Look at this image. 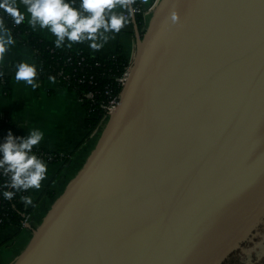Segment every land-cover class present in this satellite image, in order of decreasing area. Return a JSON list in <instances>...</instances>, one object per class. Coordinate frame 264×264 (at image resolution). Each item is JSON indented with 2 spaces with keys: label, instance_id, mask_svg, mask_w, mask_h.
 Segmentation results:
<instances>
[{
  "label": "water",
  "instance_id": "95a60500",
  "mask_svg": "<svg viewBox=\"0 0 264 264\" xmlns=\"http://www.w3.org/2000/svg\"><path fill=\"white\" fill-rule=\"evenodd\" d=\"M132 20L119 104L12 264H220L264 218V0Z\"/></svg>",
  "mask_w": 264,
  "mask_h": 264
},
{
  "label": "crops",
  "instance_id": "0c3cea01",
  "mask_svg": "<svg viewBox=\"0 0 264 264\" xmlns=\"http://www.w3.org/2000/svg\"><path fill=\"white\" fill-rule=\"evenodd\" d=\"M156 2L157 0H142L143 6L147 9L152 8ZM17 4L19 9L26 13V6L22 0H17ZM76 4H79V0H76ZM117 11L121 10L117 9ZM150 15L149 12L148 18ZM0 19H3L5 23L1 13ZM25 21L29 25L27 19ZM5 25L7 26L6 23ZM29 27L32 29L30 25ZM33 32L46 40L55 42V37L47 30L37 28ZM11 34L16 43L6 54L5 62L0 66V70L10 73L12 64L16 62L26 61L37 65V59L31 48L15 37L12 30ZM108 35L109 40L99 51L92 50L88 42L73 44L71 47L105 58L122 54L130 59L135 55L136 36L133 20L120 33ZM36 82L39 86L34 90L24 82H17L14 75L8 85L10 93H7L5 86L0 85V140L5 141L9 131L16 137H27L28 133L34 129L42 131L44 139L35 148H44L59 156L57 161L62 162L54 165L53 168L54 172L59 171L58 181L64 185L60 192L62 193L82 169L95 148L101 134L99 129L101 125L90 133L86 125L87 109L76 91L63 87L57 79L55 83L49 79H37ZM75 160H77L75 164L78 167L75 171H71L70 164ZM67 170L71 171L70 176L64 175ZM50 178L43 181L40 190H29L28 196L33 199L35 206H26L31 211L33 221L38 224L40 223L35 218V212L40 205L41 198L49 190L55 193L54 197L47 194L48 198L45 200L49 202L46 201L42 208L46 214L59 196L56 197V192L50 188L51 185H48ZM32 235L33 231L30 228L23 229L15 225L0 226V264H12L28 245Z\"/></svg>",
  "mask_w": 264,
  "mask_h": 264
},
{
  "label": "clouds",
  "instance_id": "9594fccd",
  "mask_svg": "<svg viewBox=\"0 0 264 264\" xmlns=\"http://www.w3.org/2000/svg\"><path fill=\"white\" fill-rule=\"evenodd\" d=\"M22 3L26 13L19 9L17 0H0V9L16 25L27 19L33 30H47L55 37L58 49L88 42L92 50L99 51L109 40L108 34L120 33L132 22L135 12L132 6L136 0H79L78 5L76 0H22ZM171 18L173 22L178 20L176 13ZM15 43L11 29L0 19V66ZM38 75L35 63L25 61L15 65V80L34 90L39 86ZM49 80L55 83V77H49ZM43 139L44 133L38 129L30 131L27 137H16L9 131L5 141L0 143V170L8 178L5 187L14 189L3 193L6 201L14 199L17 192L42 188L48 166L33 149ZM21 201L35 206L30 196H22Z\"/></svg>",
  "mask_w": 264,
  "mask_h": 264
},
{
  "label": "trees",
  "instance_id": "16d2710c",
  "mask_svg": "<svg viewBox=\"0 0 264 264\" xmlns=\"http://www.w3.org/2000/svg\"><path fill=\"white\" fill-rule=\"evenodd\" d=\"M133 6L139 27L144 29L142 1L136 0ZM0 13L3 15L7 26L12 30L13 35L34 52L39 70V80L49 79V77L60 79V84L63 87L76 91L80 97L87 91L95 93L93 101L85 99L83 104L87 109L88 115L86 125L90 129V133L96 130L105 118V110L101 107V104L108 101L109 96L106 91L111 90L112 93L120 91L115 78L123 73L129 58L122 54L108 58L93 56L85 50H76L68 46L58 49L55 46V42L46 40L33 32L26 21L16 25L12 18L2 9H0ZM18 63L12 64L10 73L0 70L3 73V75H0V84L5 86L7 93H10L8 85L11 78L15 75V65ZM82 76L86 77L84 83L79 82ZM90 78L92 83H89ZM0 143H2L1 140ZM33 151L46 163L59 160L58 155L47 149L34 148ZM50 154L54 155L52 161H49ZM7 179L3 175L2 170H0V219H2L0 226H21L25 215L29 212L31 213L26 204L21 201L22 196H28L29 190L17 192L14 199L6 201L3 193L5 191H14V189L5 187ZM47 194H50L51 197L55 196V193L50 190Z\"/></svg>",
  "mask_w": 264,
  "mask_h": 264
},
{
  "label": "rangeland",
  "instance_id": "374dc122",
  "mask_svg": "<svg viewBox=\"0 0 264 264\" xmlns=\"http://www.w3.org/2000/svg\"><path fill=\"white\" fill-rule=\"evenodd\" d=\"M107 120L108 119H106L99 128L100 131H102ZM61 162L62 161L47 162V179L48 177H51L48 185H51L50 188L56 192V197L61 194L60 192L63 190L64 185L62 183L60 184V182L58 181L59 171L54 172L53 167L54 165H57ZM75 163H77V160L70 164L71 171H75L76 167H78V165ZM71 171L69 172L67 170L66 174L64 173V175L70 176L72 174ZM47 198V194H45L43 198H41L42 200L39 202L40 205L35 212V218L39 221V223L42 222L44 216L47 214H45V210H42V208L44 207L43 204L46 201L49 202L48 200H45ZM225 264H264V218L260 222H258V224L253 227L251 232L243 239V241L239 243V245L227 255V257L225 258Z\"/></svg>",
  "mask_w": 264,
  "mask_h": 264
},
{
  "label": "built area",
  "instance_id": "2783aa9c",
  "mask_svg": "<svg viewBox=\"0 0 264 264\" xmlns=\"http://www.w3.org/2000/svg\"><path fill=\"white\" fill-rule=\"evenodd\" d=\"M154 6L152 8L147 9L146 7L143 6V3H142L143 14H144V27H146L148 20H149L148 14H149V12L151 13L153 11ZM133 62H134V56L128 60V63L126 64L123 73L115 78V81L117 82L118 87L120 88V91L118 93H112L111 90L106 91L107 95L109 96L108 101L102 102V104H101V107L105 110V118L103 120V123L106 119L109 118V116L113 113V111L116 109L117 105L119 104L121 91H122L123 87L125 86L128 78H129L130 71H131V68L133 66ZM61 74H62V72H61ZM2 80H3V78H2ZM57 80L61 83L60 79H57ZM85 81H86L85 76L80 77L79 82L84 83ZM89 83H92L91 78L89 79ZM80 99L82 102L85 99L93 101L95 99V93L93 91H87L86 93H84V95L82 97H80ZM3 142L4 141H2V143ZM52 158H54V155L50 154L49 161H52ZM31 216L32 215L30 212L27 213L25 215L24 221L20 227H22L23 229L30 228L32 231H34V229H36L39 224L34 222ZM0 222H2V219H0Z\"/></svg>",
  "mask_w": 264,
  "mask_h": 264
},
{
  "label": "flooded vegetation",
  "instance_id": "af4514ba",
  "mask_svg": "<svg viewBox=\"0 0 264 264\" xmlns=\"http://www.w3.org/2000/svg\"><path fill=\"white\" fill-rule=\"evenodd\" d=\"M242 241H243V240H242ZM242 241H241V242H242ZM241 242H240V243H241ZM220 264H225V257H224V259L220 262Z\"/></svg>",
  "mask_w": 264,
  "mask_h": 264
}]
</instances>
